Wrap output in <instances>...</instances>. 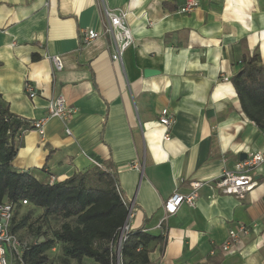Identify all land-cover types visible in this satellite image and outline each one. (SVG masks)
<instances>
[{
  "label": "crops",
  "instance_id": "0c3cea01",
  "mask_svg": "<svg viewBox=\"0 0 264 264\" xmlns=\"http://www.w3.org/2000/svg\"><path fill=\"white\" fill-rule=\"evenodd\" d=\"M197 1L182 13L187 0H0L3 99L31 123L61 94L74 111L69 120L51 116L43 137L25 129L12 166L41 182L67 179L94 161L110 166L134 205L131 230L166 237L150 264H264V162L253 172L258 185L243 198L213 182L264 151V129L242 111L232 81L245 56L259 53L264 63V0ZM118 8L128 12L134 37L122 61L112 57L109 34L84 45L80 39L85 28L103 31L106 10ZM53 55L63 58L60 71ZM164 108L177 119L169 141L159 122ZM195 180L208 183L196 205L184 203L162 222L164 202L176 190L189 193ZM238 222L257 226L238 251L224 252ZM57 250L61 256V245L49 255Z\"/></svg>",
  "mask_w": 264,
  "mask_h": 264
},
{
  "label": "trees",
  "instance_id": "16d2710c",
  "mask_svg": "<svg viewBox=\"0 0 264 264\" xmlns=\"http://www.w3.org/2000/svg\"><path fill=\"white\" fill-rule=\"evenodd\" d=\"M242 64L232 79L242 111L264 129V63L255 52L245 56ZM33 122L13 113L0 93V203L10 201L17 206L14 232L27 228L33 233L35 240L28 243L23 254L25 264H51L49 253L56 245H61V264H72L71 260L82 264L85 258L94 264H117L118 237L127 221L128 208L116 171L106 164L95 165L51 184L14 170L17 136L32 129ZM22 200H27L32 209L20 215ZM36 209L43 212L33 222ZM51 219H58L57 228L52 229ZM165 242L163 234L131 230L123 243L121 262L150 264V254Z\"/></svg>",
  "mask_w": 264,
  "mask_h": 264
},
{
  "label": "built area",
  "instance_id": "2783aa9c",
  "mask_svg": "<svg viewBox=\"0 0 264 264\" xmlns=\"http://www.w3.org/2000/svg\"><path fill=\"white\" fill-rule=\"evenodd\" d=\"M198 7L199 2L197 0H187L179 10L182 13H189ZM106 16L108 23L103 31L99 32L93 28H85L81 31V43L83 45L90 43L107 33L112 37L115 44V52L112 56L113 59L115 61H122L123 52L134 42L133 33L128 24V12L123 8L106 10ZM50 58L53 62L55 71L63 69V58L61 55H53L50 56ZM225 79L227 80L228 78ZM25 91L31 98L36 96V89L30 82L25 83ZM73 113L74 111L67 105L65 96L63 94L58 95L49 100L47 115L35 120L32 129L43 137L45 135V125L51 116L69 120ZM176 121V115L168 108H164L161 111L159 122L164 128V140L169 141L171 139L172 129ZM66 133L71 134L70 128L66 127ZM22 134L23 132L17 136V139H21ZM263 162L264 151L250 153L246 158L237 160L232 167L224 168L214 179V187L223 194L234 195L239 198L245 197L248 191H251L258 185V181L255 179L253 172ZM94 163L102 167L100 163L96 161H94ZM56 180L57 177L51 176L48 182L52 184ZM206 184H208L207 181L195 180L191 182L192 190L189 193H181L178 190L174 191L164 202L163 208L166 215L162 222H164L168 216L176 214L184 203L195 206L199 198V190ZM123 202L128 208V218L118 237L116 249L117 264H122L121 252L123 243L131 231L129 220L135 214L134 205L125 198H123ZM27 203V200H22L23 205ZM16 207V204L10 201H3L0 203V264H25L23 254L28 242L23 241L19 235L12 230V221ZM256 226L257 224L249 225L238 222L229 229L228 239L221 245V249L224 252L235 253L240 248L242 239L249 235Z\"/></svg>",
  "mask_w": 264,
  "mask_h": 264
},
{
  "label": "rangeland",
  "instance_id": "374dc122",
  "mask_svg": "<svg viewBox=\"0 0 264 264\" xmlns=\"http://www.w3.org/2000/svg\"><path fill=\"white\" fill-rule=\"evenodd\" d=\"M30 209H32L31 205L30 204H25L23 205L20 210H19V213L20 215H22L23 213H26L27 211H29ZM40 215V212H37L33 218H32V221L34 222L35 219ZM131 219V218H130ZM51 227L52 229L53 228H57L59 226V221L58 219H51ZM130 222V220H129ZM51 229V230H52ZM19 234V237L23 240V241H26L28 243H31L33 242L35 239H34V236H33V233L30 231V229H27V228H22V229H19V231L17 232ZM60 250H57L55 253L56 254H52V263L51 264H60V256H57V254L59 253ZM74 263L77 264V261L74 260Z\"/></svg>",
  "mask_w": 264,
  "mask_h": 264
},
{
  "label": "water",
  "instance_id": "95a60500",
  "mask_svg": "<svg viewBox=\"0 0 264 264\" xmlns=\"http://www.w3.org/2000/svg\"><path fill=\"white\" fill-rule=\"evenodd\" d=\"M153 72H155V71H154V70H151V69H146V70L144 71L145 75L151 74V73H153Z\"/></svg>",
  "mask_w": 264,
  "mask_h": 264
}]
</instances>
